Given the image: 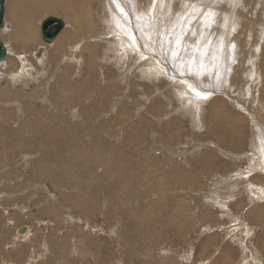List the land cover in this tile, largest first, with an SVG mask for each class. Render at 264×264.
Listing matches in <instances>:
<instances>
[{"label":"rangeland","instance_id":"374dc122","mask_svg":"<svg viewBox=\"0 0 264 264\" xmlns=\"http://www.w3.org/2000/svg\"><path fill=\"white\" fill-rule=\"evenodd\" d=\"M20 1L0 29V264H264V0H86L94 31L64 0L27 43Z\"/></svg>","mask_w":264,"mask_h":264},{"label":"bare ground","instance_id":"6f19581e","mask_svg":"<svg viewBox=\"0 0 264 264\" xmlns=\"http://www.w3.org/2000/svg\"><path fill=\"white\" fill-rule=\"evenodd\" d=\"M68 1V0H67ZM70 1H72L73 3H75L74 5H75V7L77 8V7H81L82 8V10L80 9V14H81V16H78L77 18H76V16H75V18L74 17H71V11H72V5L70 4V3H67V2H65L64 0H40V2L42 3L41 5H38V2H37V0H34V1H32V3H33V6H31V1H29V0H21L20 1V4H19V6L18 7H15V9L13 10V12H12V17H13V20H14V22H16L17 24L15 25V26H17L18 28H19V30L21 31V33L19 34V38H18V35H17V38L19 39V40H21V42L22 43H27V41H31V40H33V39H35V37H36V35L33 33V32H35V33H37V30L35 29V27H34V25L32 24V21H31V19H34L33 17V14L35 13V11L36 10H38V8H40V9H45V5L50 9V10H59V8L62 10V11H64L65 13H67V15L68 16H70L72 19H74L75 20V22H77L78 24H81V22H83V21H86V24L88 25V29L90 30V31H94L95 30V28H96V23H95V21L93 20V18L91 17V7H88V4L86 5V0H70ZM88 1H90V0H88ZM112 2H114V0H111ZM131 1H135V2H138L139 3V0H131ZM128 2V1H127ZM140 2H141V0H140ZM259 2V1H258ZM123 3V2H122ZM126 3V2H125ZM237 3V2H236ZM13 5H15V2H13ZM139 5V4H138ZM128 6H130V5H128ZM29 8H30V10H32L33 11V13H28L29 11ZM74 8V7H73ZM144 8V7H143ZM145 8H147V7H145ZM120 9V8H119ZM123 9V8H122ZM125 9V8H124ZM146 10V9H145ZM152 10V9H151ZM28 11V12H27ZM115 11L118 13V11H117V7H115ZM130 11V10H129ZM211 11V10H210ZM142 13V12H141ZM126 14V13H125ZM128 14H129V12H128ZM212 14V13H211ZM137 15V14H136ZM148 15V14H147ZM213 15V14H212ZM39 16V15H38ZM36 17V16H35ZM148 17V16H147ZM177 18H178V15H177ZM241 18V17H240ZM140 19V18H139ZM139 19L137 18V17H135V16H133V18H132V20L131 19H129V21H128V23H127V25H126V28L128 29V31H129V29H130V31H131V29L134 27V29H135V37H137V39H141L138 35H140L139 33L141 32V30H140V21H139ZM144 19H146V18H144ZM131 22V23H130ZM157 22V21H156ZM155 22V23H156ZM204 22V21H203ZM246 22V21H245ZM154 23V24H155ZM159 23V22H158ZM251 23V22H250ZM35 24V23H34ZM146 24V23H145ZM157 24V23H156ZM169 24V23H168ZM184 24V23H183ZM149 25V24H148ZM153 25V24H152ZM162 25V24H161ZM232 25H233V23H232ZM236 25V24H235ZM83 26V25H82ZM151 26V25H150ZM167 26V25H166ZM169 26V25H168ZM172 26V25H171ZM219 26V25H218ZM238 26H240V25H238ZM260 26H261V24H260ZM157 27V26H156ZM164 28H165V25L163 26ZM236 27V26H235ZM17 28V29H18ZM172 28V27H171ZM211 28V27H210ZM231 28H233V27H231ZM150 29V28H149ZM153 29V28H152ZM158 29H159V27H158ZM163 29V28H162ZM168 30H169V28H167ZM173 29V28H172ZM144 30V29H143ZM176 30V29H175ZM204 30V29H203ZM18 31V30H17ZM19 31V32H20ZM25 31V33H23ZM79 31H80V29H79ZM205 31V30H204ZM209 31V30H208ZM231 31V30H230ZM246 31V30H245ZM157 32H159V31H157ZM40 33V32H39ZM67 33L68 32H66V33H64L63 35H61L60 36V38H59V41L58 42H62V40H64V38L67 36ZM94 33V32H93ZM141 33H143V32H141ZM165 33V32H164ZM167 33V32H166ZM177 33V32H176ZM15 34H17V33H15ZM14 34V35H15ZM161 34H162V32H161ZM174 34V33H173ZM223 34V33H222ZM264 34V33H263ZM262 33H261V35H263ZM32 35H34L33 37H31ZM142 35V34H141ZM145 35V34H144ZM143 35V36H144ZM166 35V34H165ZM171 35V34H170ZM175 35V34H174ZM173 35V36H174ZM243 35V34H242ZM252 35V34H251ZM16 36V35H15ZM68 36H70V35H68ZM143 36H141V37H143ZM157 36H159L158 34L154 37V38H156ZM169 36V35H168ZM177 36V35H176ZM194 36V35H193ZM133 37V36H132ZM134 37V38H135ZM145 37V36H144ZM161 37V36H160ZM175 37V36H174ZM207 37H208V34H207ZM72 37H70V39H71ZM150 38V37H149ZM149 38H148V40H149ZM153 38V39H154ZM176 39H178L177 37H175ZM198 38H200V37H198ZM205 38V37H204ZM68 39V38H67ZM69 39V40H70ZM137 39L135 38V40H136V42H137ZM158 39V38H157ZM159 39H161V38H159ZM170 39V38H169ZM173 39V38H172ZM206 39V38H205ZM263 39V38H262ZM36 40V39H35ZM207 40V39H206ZM67 41V40H66ZM139 41V40H138ZM141 41V40H140ZM147 41V40H146ZM145 41V42H146ZM164 41V40H163ZM171 41V40H170ZM181 41V40H180ZM208 41H210V40H208ZM154 42V44H156L157 45V47H158V44L157 43H155V41H153ZM152 42V43H153ZM66 43V42H65ZM151 43V42H150ZM173 43V42H172ZM62 44V43H61ZM138 44V43H137ZM136 44V45H137ZM64 45V44H63ZM148 45H149V43H148ZM160 46V45H159ZM212 46V45H211ZM248 46V45H247ZM41 47V46H40ZM44 47V46H43ZM93 47V46H92ZM161 47V46H160ZM166 47V46H165ZM178 47V46H177ZM182 47V46H181ZM171 48V47H170ZM183 48H185V47H183ZM210 48V47H209ZM253 48V47H252ZM45 49V47L43 48V50ZM153 49V48H152ZM152 49H150V51L152 50ZM163 49V48H162ZM173 49V48H172ZM182 49V48H181ZM43 50H42V52H41V54H40V56L42 55V53H43ZM93 50V49H92ZM96 50V49H95ZM154 50V49H153ZM166 50L167 49H165V52H166ZM171 50V49H170ZM175 50H177V49H175ZM204 50H205V48H204ZM207 50V49H206ZM205 50V51H206ZM157 51V50H156ZM164 51V50H163ZM188 51V50H187ZM232 51V50H231ZM258 52H259V50H257ZM92 52H94V51H92ZM144 52V51H143ZM159 52V51H158ZM170 52V51H169ZM168 52V53H169ZM228 52V51H227ZM37 53V52H36ZM157 53V52H156ZM167 53V52H166ZM191 53V52H190ZM195 53V52H194ZM230 53H232V52H230ZM184 54V53H183ZM147 56H148V53H147ZM149 56H150V54H149ZM159 56V55H158ZM183 56H185V55H183ZM182 56V57H183ZM193 56V55H192ZM226 56V55H225ZM37 57H39V56H37ZM151 57V56H150ZM209 57V56H208ZM217 57V56H216ZM224 57V56H223ZM227 57V56H226ZM193 58H195L194 60L195 61H198V60H196L197 58L196 57H193ZM162 59V58H161ZM185 59V58H184ZM184 59H182V60H184ZM189 59V61H192V60H190V59H192V57L191 58H188ZM188 59H185V61L184 62H186V60H188ZM163 60V59H162ZM165 61V60H164ZM172 61V60H171ZM194 61V62H195ZM183 62V63H184ZM188 62V61H187ZM263 62H264V54H263ZM191 63V62H190ZM198 63V62H197ZM195 64V63H194ZM194 64H193V67H195L194 66ZM186 65H188L189 66V64H186ZM185 65V66H186ZM195 65H197V64H195ZM264 65V64H263ZM181 66V65H180ZM164 67H166V66H164ZM183 67V66H182ZM178 69H179V67H177ZM189 68H191V65H190V67ZM197 68V67H196ZM188 69V68H187ZM193 69H195V68H193ZM184 70V69H183ZM190 70V69H189ZM179 71V70H178ZM181 71V70H180ZM193 71V70H192ZM173 72V71H172ZM183 73H184V71H183ZM182 73V74H183ZM186 74V73H185ZM173 75V74H172ZM181 75V74H180ZM182 76V75H181ZM184 77V76H183ZM192 82V81H191ZM198 84V83H197ZM198 88V87H197ZM205 89V88H204ZM203 89V90H204ZM208 91V90H207ZM231 116V115H230ZM237 123L238 124H241V121L242 120H240L239 118H237ZM242 123H243V121H242ZM240 127V126H239Z\"/></svg>","mask_w":264,"mask_h":264},{"label":"water","instance_id":"95a60500","mask_svg":"<svg viewBox=\"0 0 264 264\" xmlns=\"http://www.w3.org/2000/svg\"><path fill=\"white\" fill-rule=\"evenodd\" d=\"M6 21V0H0V29L5 26ZM66 26L65 19L50 15L43 19L41 23V38L43 42L52 43L59 36L62 30ZM43 46L39 47L36 56H40ZM9 55L8 44L0 39V65L7 59ZM27 231V226H22L18 229V232L23 234Z\"/></svg>","mask_w":264,"mask_h":264},{"label":"crops","instance_id":"0c3cea01","mask_svg":"<svg viewBox=\"0 0 264 264\" xmlns=\"http://www.w3.org/2000/svg\"><path fill=\"white\" fill-rule=\"evenodd\" d=\"M11 66V64H9Z\"/></svg>","mask_w":264,"mask_h":264}]
</instances>
